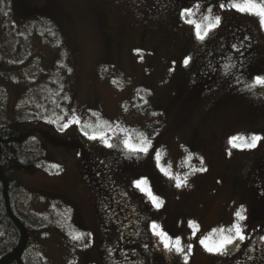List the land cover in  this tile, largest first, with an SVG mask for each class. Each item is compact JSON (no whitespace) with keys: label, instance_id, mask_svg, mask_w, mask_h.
I'll return each instance as SVG.
<instances>
[{"label":"rangeland","instance_id":"obj_1","mask_svg":"<svg viewBox=\"0 0 264 264\" xmlns=\"http://www.w3.org/2000/svg\"><path fill=\"white\" fill-rule=\"evenodd\" d=\"M234 3L243 6L165 0L142 10L131 0H0L8 56L0 121L33 133L38 169L18 173L19 200L43 232L41 264H118L124 257L123 219L117 225L101 209L91 170L110 175L119 203L126 197L125 208L144 216L132 232L138 264H232L264 241V202L256 196L264 193V85L255 82L264 77V23ZM217 16L219 24L199 39L195 25L203 35ZM244 29L256 46L237 42L229 50L223 39L242 38ZM228 50L250 66L252 84L242 88L231 76L198 92V73L206 75L210 58ZM87 151L102 162L86 163ZM153 222L172 244L179 237L184 252L165 249ZM237 224L245 239L229 254L207 250L234 236Z\"/></svg>","mask_w":264,"mask_h":264},{"label":"trees","instance_id":"obj_2","mask_svg":"<svg viewBox=\"0 0 264 264\" xmlns=\"http://www.w3.org/2000/svg\"><path fill=\"white\" fill-rule=\"evenodd\" d=\"M137 7L142 10H148L153 6H156L159 2L165 0H131ZM264 1V0H262ZM5 32L1 30L0 26V76L2 70L7 64V50H6V37L4 38ZM229 50L225 55V60L228 62L233 61L232 53L229 54ZM216 58V56H213ZM212 69V70H211ZM210 73H208V71ZM228 70V67L225 68ZM206 75L201 74L196 76L195 82L198 81L201 84L202 89H209L213 84L216 86L217 80L223 78L229 81L227 78V72L220 70L219 64L211 65L205 70ZM204 71V72H205ZM238 69L235 72L237 86L242 88L248 87L247 82H242L243 73ZM203 72V73H204ZM217 73V74H216ZM192 81L190 82V85ZM195 84V85H199ZM209 87V88H206ZM192 88V87H191ZM196 89H198L195 86ZM213 88V87H212ZM199 89L198 92L203 90ZM211 89V88H210ZM240 89V88H239ZM193 90V89H192ZM33 133L27 131L20 125L18 121H0V264H41L44 259L39 255V249L42 247L41 241L43 240V232L41 229L32 221V218L25 212L19 197L23 190V183L18 173H35L38 169L39 158L36 156L35 150L31 146V138ZM86 163L94 159L101 163L102 161L87 151L84 155ZM95 165V163H94ZM90 170V168H89ZM10 172V173H9ZM90 180L96 177V172L90 171ZM103 172H101L102 174ZM85 174V173H84ZM106 176L103 174L100 179L107 181L108 185L102 187L99 181L94 183L93 188L98 196L100 203L102 204L101 209L107 212L117 223V220H122L123 232H126L124 244L128 245L126 248L125 255L122 257L121 262L118 264H138L136 255L134 252V239H132V232L134 233L137 229L138 224L141 223L144 216L135 215L126 209L127 198H123L119 203L121 197L117 196L113 192L111 187L112 178L109 175V179L106 180ZM105 182L103 184H105ZM113 183V182H112ZM262 208H260L261 210ZM257 210V209H256ZM120 229V227H119ZM131 231V232H130ZM130 232V234H128ZM122 236L124 234H121ZM134 242V243H133ZM245 256L232 262V264H262L263 252H264V241L260 239L256 242L248 245ZM250 256V258L248 257ZM129 259V261L127 260Z\"/></svg>","mask_w":264,"mask_h":264},{"label":"snow or ice","instance_id":"obj_3","mask_svg":"<svg viewBox=\"0 0 264 264\" xmlns=\"http://www.w3.org/2000/svg\"><path fill=\"white\" fill-rule=\"evenodd\" d=\"M233 7H235L238 11L241 12H252L255 15H258L262 18V23H264V5H256L254 3V0H243V6L239 3H234L232 5ZM221 7H224V5H221ZM190 14L191 13V9H183L182 10V15L184 14ZM207 19V18H206ZM189 23H193L191 20L188 21ZM220 22V17L217 16L215 17V25H210L208 27V29L204 32V34L202 35L199 31L200 25L196 24V28H197V36L199 39L203 40L205 38V36L208 34V32H210L212 30V28L216 25H218ZM185 63H187V60L185 61ZM256 83L264 85V77H257L256 78ZM95 138V137H93ZM233 139H236L235 137ZM253 143L250 146H254L255 145V140L258 139L257 137H253ZM111 145H109L110 147ZM141 151H147V149H140ZM139 182H137L138 184ZM180 184H177V187H179ZM155 197H153V200L155 201ZM236 215L238 217H240L241 219H243L242 216H240V213L237 212ZM150 227L153 229V234L157 235V236H163L166 237V240H162L161 243H163V246L165 249L172 251L175 250L178 253H183L184 252V248L180 243V238L176 237L175 238V244H172V237L168 236V234L166 232H164L162 229L159 232H156L155 229L158 227L154 222L150 225ZM234 229H235V234L234 236L232 235H225L223 236L218 243H216L214 246L209 247L208 245H205V247L207 248L208 251L210 252H215L221 255H226L229 254V252L231 251L230 246L235 245L237 243V241L239 240H243L245 239L244 233H243V229L237 224L234 225ZM229 231H232V229H229ZM201 244H204V240H201ZM148 246L145 245V248H147ZM188 250H191V245L188 246ZM185 260H187V257L185 256Z\"/></svg>","mask_w":264,"mask_h":264},{"label":"flooded vegetation","instance_id":"obj_4","mask_svg":"<svg viewBox=\"0 0 264 264\" xmlns=\"http://www.w3.org/2000/svg\"><path fill=\"white\" fill-rule=\"evenodd\" d=\"M241 29H243V26H242ZM243 31L244 32L246 31V32L242 35L243 36L242 38L235 37V35H231V33H230V34H227V37L224 38L222 42L225 43L226 41H229L231 43L229 50L233 47L232 45L233 44L234 45L237 44V42H240V43H248L249 44V47H252V46L255 47L256 46V42H255L254 38L252 37V35L246 29H244ZM237 51H239V48H238ZM250 54H252V53L250 52ZM217 64H219L220 70H222V72H227V74H226L227 75V78H230L231 76H234L235 75L234 72H237L238 69L241 70V69H243V67H245L244 70L241 72V73H243V76H242V80L241 81L242 82L243 81L244 82H247L248 86L250 84H252V83H249L246 80V76H249L250 78L253 76V74L251 73L252 71H250V66L248 64H241V65H239V61H237L236 59H234V57H233V61L228 62L227 60H225V57L224 56H219L218 58H215V57L212 56L210 58L208 64H207L206 68H208L210 65H211V67H213L214 65H217ZM227 67H228V70H225V68H227ZM232 71H234V72L232 73ZM245 71H247V72L245 73ZM195 84H199L198 81H196L194 83V85ZM195 86L198 88V90L199 89H202V87H200L201 84L195 85ZM206 88H209V87H206ZM202 90L204 91V90H208V89H204L203 88ZM100 175H101L100 172H98L96 177L98 178V180H100L99 181V184H102V186H103L104 185L103 183L105 181H102L100 179ZM84 177H85V175H84ZM258 185L261 186V183L255 184L254 189H253L254 190V194L257 192ZM256 196H259L260 197V199H259L260 202H262V203L264 202V193L262 194L261 192H258V193H256Z\"/></svg>","mask_w":264,"mask_h":264}]
</instances>
